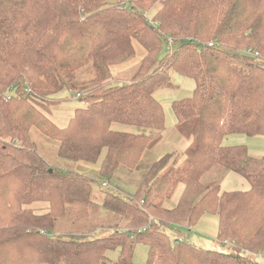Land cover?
<instances>
[{"label": "trees", "instance_id": "obj_1", "mask_svg": "<svg viewBox=\"0 0 264 264\" xmlns=\"http://www.w3.org/2000/svg\"><path fill=\"white\" fill-rule=\"evenodd\" d=\"M134 42L140 66L117 81ZM174 75L194 82L170 104L188 146L145 159L165 130L154 93ZM72 98L59 127L44 111ZM236 134L264 137V0H0V264H134L137 245L145 264H260L264 156L222 144ZM229 173L248 190L221 192ZM89 215L101 223L75 220ZM205 216L221 248L169 239Z\"/></svg>", "mask_w": 264, "mask_h": 264}, {"label": "rangeland", "instance_id": "obj_2", "mask_svg": "<svg viewBox=\"0 0 264 264\" xmlns=\"http://www.w3.org/2000/svg\"><path fill=\"white\" fill-rule=\"evenodd\" d=\"M133 47L135 49L134 57L125 64L118 65L115 67L113 72L111 73L112 77H117V81L119 80H129L133 77L134 73L137 71L140 66V62L144 56V51L137 44L133 43ZM117 73V76L114 74ZM114 75V76H113ZM111 77V78H112ZM115 79V80H116ZM89 82V78L86 74H81L78 78V88H81ZM172 85L166 89H158L154 93V97L158 100L163 108V112L165 115V130L162 133L161 140L159 143L150 151H147L144 155V158L155 159L164 153L172 152L173 154L181 153L187 146L188 141L179 136L175 129V119L170 110V104L174 101L187 98L191 95L194 89V82L182 76L174 75L171 80ZM62 95H67V92H63L59 95V97H63ZM80 103L72 98L70 101H66L60 103L58 105H54L44 111L46 115L55 122L59 127H65L67 125V121L70 117H72L74 110L77 107H80ZM119 129H123L126 132H134L133 128L128 127H118ZM32 137L34 142L36 143V149L38 153L48 162H55V145L49 141H47L44 137H42L39 133L34 131L32 133ZM222 144L224 146H245L248 151L255 156H264V137H247L245 135H230L223 139ZM102 188V186H101ZM249 185L237 174L229 173L221 182V192H230V191H246L248 190ZM103 189V188H102ZM179 189L174 197L172 198V204L176 202L179 193ZM92 201L94 203L100 204L102 199L101 194L99 195L97 188L92 187ZM102 214L100 213V216ZM91 216H82L81 218L76 217L75 220L82 221L84 226H89L88 224L96 223L100 221V216L98 218H92ZM205 216L201 218L198 226H203L206 229L207 226H212V223H216L217 219ZM216 220V221H215ZM101 223V221H100ZM215 226V227H216ZM104 231H98L94 234V236L102 235ZM213 233V234H212ZM168 237L171 241L175 239H185L188 243L193 244L198 247H202L207 250L217 249L214 240L215 232H211L209 229L207 231L200 230L199 227L195 228L194 231L188 232L183 228H172L167 231ZM225 247V246H224ZM221 248V247H219ZM223 249V248H222ZM225 250V249H223ZM146 257V248L142 245H137L133 255V263L134 264H145ZM260 264H264V262L259 260Z\"/></svg>", "mask_w": 264, "mask_h": 264}, {"label": "crops", "instance_id": "obj_3", "mask_svg": "<svg viewBox=\"0 0 264 264\" xmlns=\"http://www.w3.org/2000/svg\"><path fill=\"white\" fill-rule=\"evenodd\" d=\"M115 76H117V73H115L114 74ZM113 75V76H114ZM117 77H115V79H116ZM68 122V121H67ZM55 123V122H54ZM56 124V123H55ZM57 125V124H56ZM58 126V125H57ZM211 216H209L208 218H210ZM214 219H215V217H213ZM216 221V220H215ZM200 223V222H199ZM199 225V224H198ZM212 226L210 227V226H207L206 227V229L205 228H203V226H197V227H199V229L200 230H205V231H207V229H209L211 232H215V234H214V240L216 239V234H217V226H216V223L214 222V223H212L211 224ZM216 226V227H215ZM197 227H196V229H197ZM195 230V229H194ZM194 230H192V231H194ZM213 234V233H212ZM215 245L217 246V249H219V246H218V244H217V242H216V240H215ZM202 248V247H201ZM111 258L112 259H114L115 258V256H114V254H111ZM146 258V257H145ZM260 261H262V262H264V257H262V258H260L259 259Z\"/></svg>", "mask_w": 264, "mask_h": 264}, {"label": "built area", "instance_id": "obj_4", "mask_svg": "<svg viewBox=\"0 0 264 264\" xmlns=\"http://www.w3.org/2000/svg\"><path fill=\"white\" fill-rule=\"evenodd\" d=\"M166 44H167L168 48L171 49V47H172V40L171 39H168ZM208 46L211 47L212 45L209 44ZM246 53L247 54H250L249 51H247ZM101 186H102V188H106L107 187L106 184H102ZM142 231H144V230H142ZM140 232H141V230L138 231V233H140Z\"/></svg>", "mask_w": 264, "mask_h": 264}]
</instances>
